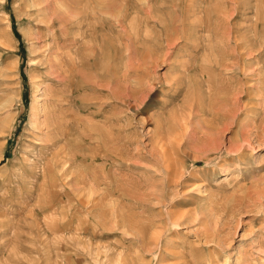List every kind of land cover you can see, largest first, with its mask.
I'll return each instance as SVG.
<instances>
[{
    "label": "rangeland",
    "instance_id": "374dc122",
    "mask_svg": "<svg viewBox=\"0 0 264 264\" xmlns=\"http://www.w3.org/2000/svg\"><path fill=\"white\" fill-rule=\"evenodd\" d=\"M0 264H264V0H0Z\"/></svg>",
    "mask_w": 264,
    "mask_h": 264
},
{
    "label": "bare ground",
    "instance_id": "6f19581e",
    "mask_svg": "<svg viewBox=\"0 0 264 264\" xmlns=\"http://www.w3.org/2000/svg\"><path fill=\"white\" fill-rule=\"evenodd\" d=\"M46 2V1H45ZM43 3V2H42ZM47 5V4H46ZM47 6H49V5H47ZM44 8V7H43ZM150 9V8H149ZM56 60L55 59H53V63L55 62ZM64 61V60H63ZM57 62V61H56ZM128 62V61H127ZM58 64V63H57ZM50 68L51 69H53L52 67H55L56 66V63H55V65H53L52 66V64H51V62H50ZM58 66V65H57ZM56 66V67H57ZM65 66V65H64ZM59 67V66H58ZM54 70V69H53ZM58 70V69H57ZM67 71H68V69H67ZM57 72H59V71H57ZM54 73H55V75H54ZM63 73V72H62ZM67 73V72H66ZM48 76H47V80H49V81H54L55 82V84H58L59 86H61V87H63V85H67V80H68V77L67 76H65L66 74H63V75H60L59 73H56V71L54 70V71H49L48 72ZM68 75V74H67ZM70 75V74H69ZM185 77V76H184ZM176 78V77H175ZM117 81V80H116ZM174 81V80H173ZM84 83H86L87 84V82L86 81H84L83 83L81 82V83H76V87H79V86H81V85H83ZM45 85V84H44ZM46 90V89H45ZM118 90V89H117ZM47 92V91H46ZM62 91H61V89H55V90H50L49 91V93H48V101H49V103H50V107H49V109H48V113L49 114H51V115H55V114H57L59 111H58V109H59V106H61L62 104H63V101H65L64 100V98L62 97ZM47 94V93H46ZM47 102V101H46ZM59 115V114H58ZM56 121V120H55ZM55 121H53L52 120V122L51 123H48V125H46V126H48L47 128H49L50 126H51V124L54 126L56 123H55ZM61 122V121H60ZM58 123H59V121H58ZM57 123V124H58ZM62 123V122H61ZM52 126V127H53ZM55 132L57 131V128H55V130H54ZM63 132H64V130H63ZM52 135V134H51ZM56 137V139L54 140L55 142H57V141H60L61 140V138H59L58 136H55ZM52 139H50V142H51V140H53L54 139V136H52L51 137ZM60 159V158H59ZM71 164V163H70ZM146 250V249H145Z\"/></svg>",
    "mask_w": 264,
    "mask_h": 264
}]
</instances>
